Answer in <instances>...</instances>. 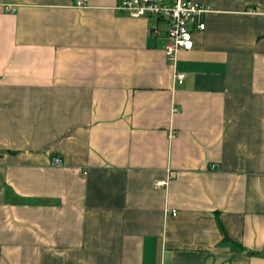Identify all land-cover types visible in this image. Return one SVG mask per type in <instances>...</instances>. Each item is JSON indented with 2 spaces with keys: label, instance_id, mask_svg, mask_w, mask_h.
<instances>
[{
  "label": "crops",
  "instance_id": "obj_1",
  "mask_svg": "<svg viewBox=\"0 0 264 264\" xmlns=\"http://www.w3.org/2000/svg\"><path fill=\"white\" fill-rule=\"evenodd\" d=\"M118 1L0 0V264H264V0Z\"/></svg>",
  "mask_w": 264,
  "mask_h": 264
},
{
  "label": "built area",
  "instance_id": "obj_2",
  "mask_svg": "<svg viewBox=\"0 0 264 264\" xmlns=\"http://www.w3.org/2000/svg\"><path fill=\"white\" fill-rule=\"evenodd\" d=\"M117 10H124L134 17H153L163 24L162 29L154 26L151 33L163 34L167 39L165 53L168 60L174 62L180 48H189L192 42L193 28L204 29V14L210 8L193 0H120ZM177 78H183L179 73ZM53 164L59 165L60 159L54 158ZM82 174H85L83 171ZM175 177L174 174L170 178ZM167 180L156 181V187L165 185ZM174 211L172 214H175Z\"/></svg>",
  "mask_w": 264,
  "mask_h": 264
},
{
  "label": "trees",
  "instance_id": "obj_3",
  "mask_svg": "<svg viewBox=\"0 0 264 264\" xmlns=\"http://www.w3.org/2000/svg\"><path fill=\"white\" fill-rule=\"evenodd\" d=\"M119 1H120V0H119ZM119 1H118V2H119ZM193 1H194V0H193ZM117 4H118V3H117ZM117 4H116V6H117ZM116 6H115V8H116ZM208 8H209V7H208ZM122 11H124V10H122ZM125 12H126V11H125ZM126 13H127V12H126ZM204 15H205V14H204ZM204 28H205V26H204ZM194 30H203V29L193 28L192 33H193ZM8 192H9V194L12 193V192H10V191H8ZM12 194L14 195V193H12ZM19 201H20L21 203L24 202V200H22V199H20ZM216 220H217V223H219V218H217ZM218 225H219V227H220V229H221V234H222L221 239L224 240V241H227V242H228L229 240H228V238H227V236H226V233H225V231L223 230L221 224L219 223ZM239 245H240V244H239ZM238 248H239L240 251H245L248 255H251V254H254V253H255V252H253V251H247V250H245V249L243 248V246H241V245H240Z\"/></svg>",
  "mask_w": 264,
  "mask_h": 264
}]
</instances>
